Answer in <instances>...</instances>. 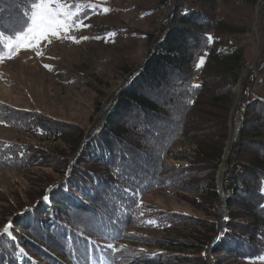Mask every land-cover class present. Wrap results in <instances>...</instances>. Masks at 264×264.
<instances>
[{
	"label": "trees",
	"instance_id": "obj_1",
	"mask_svg": "<svg viewBox=\"0 0 264 264\" xmlns=\"http://www.w3.org/2000/svg\"><path fill=\"white\" fill-rule=\"evenodd\" d=\"M32 2L0 0V30L7 35L19 31ZM213 4L214 0H175L155 47L101 111L97 126L88 134L75 124L0 102L1 124L39 135L52 145L0 139V170L45 167L60 174L11 213L14 236L25 254L23 264H207L201 255L185 254L186 244L179 241L171 245L183 246L168 253L137 249L124 241L132 236L129 229L170 231L186 224L182 214L141 204L140 196L151 190H191L208 199V215L217 214L210 208L218 200L214 175L220 149L211 151V156L202 154L204 163L197 162L200 170L195 172L190 165L166 162L168 157L177 158L173 146L182 137L196 139L203 129H222L219 140L226 137V110L219 122L197 114L205 98L209 97V103L227 104L236 79L233 74L218 76L195 67L204 53L211 57L226 53L215 51L206 34L218 23ZM238 59L235 54L228 58ZM244 103L239 140L232 153L235 159L240 153L241 158L224 172L222 184L230 193L227 219L219 239H213L216 221L204 220V228L212 233L200 240L219 253L217 264H227V260L236 264L264 253V140L250 138L258 134V128L264 129V104ZM195 144L196 155L202 145L200 141ZM5 241L10 242L12 252L15 249L4 235L0 264H19L4 249Z\"/></svg>",
	"mask_w": 264,
	"mask_h": 264
},
{
	"label": "rangeland",
	"instance_id": "obj_2",
	"mask_svg": "<svg viewBox=\"0 0 264 264\" xmlns=\"http://www.w3.org/2000/svg\"><path fill=\"white\" fill-rule=\"evenodd\" d=\"M69 2L83 4L86 7L79 13L81 27L72 29L68 35L76 37L77 40L81 37L89 39L80 40L79 43L67 38L53 39L51 43L42 42L41 55H37L33 48L22 47L8 58L4 48L5 58L0 61V102L75 124L88 134L97 126L101 111L109 106L130 74L144 62L155 47L170 19L175 0H69ZM213 6L218 23L206 34L208 37L211 36L215 51L226 53L220 55L221 57H211L204 53L201 56L205 58L201 70L218 76L233 74L236 79L229 91L227 104L209 103L208 97L205 98L208 101L205 99L202 101L197 114L219 122L220 116H224L226 110L228 115L226 137L223 142L219 140L222 138V129L219 131L203 129L196 139L182 137L173 146L178 159L168 157L166 162L178 167L190 165L191 170L195 172L200 170L196 163L199 165L204 163L202 154L211 156L213 155L211 151L220 149V160L214 175V191L218 200L212 202L213 207L210 208L217 214L208 215L206 213L208 199L191 190L182 193L167 189L151 190L140 196L141 204L182 214L186 224L177 225L170 231L151 227L129 229L132 236L124 241L137 249L162 250L167 253L176 251L186 244L183 246L185 254L201 255L207 264H217L215 259L219 253H215L212 245L200 241L212 233L209 228L207 230L204 228L203 223L204 220L216 221L217 233L213 239L220 238L227 211L226 196L230 195L229 192L224 193L225 204L220 207L222 198L216 190V174L223 160L228 168L231 163L241 158L240 153L237 159L232 154L239 135L237 141L231 143V122L237 113L236 110L240 109L241 97L244 94V102L255 100L264 104V0H214ZM105 8L109 11L105 12ZM234 54L239 56L238 61L228 60ZM45 65L51 67L46 68ZM236 87L239 88L238 99ZM217 125L222 124L220 122ZM211 126L212 124H209L206 128ZM251 135L250 138L264 140V129L258 128V134ZM0 139L52 148L50 143L41 141L39 135H31L1 123ZM196 141H200L202 148L199 147L195 155ZM228 143L231 149L226 155ZM59 146L65 149L64 144ZM63 153L67 154L69 151L64 150ZM224 157L226 158L223 159ZM59 176L56 169L45 167L0 170V240H3L4 235L11 239L14 251L12 252L9 241H5L3 247L19 264H23L25 254L14 236L11 213L21 205L28 204L33 195L56 181ZM9 222L12 229L9 233H4L3 229ZM173 241L183 244L172 246ZM197 244L200 246L194 247ZM261 257H264V253L254 258L241 259L236 264H264ZM227 261V264L232 262Z\"/></svg>",
	"mask_w": 264,
	"mask_h": 264
},
{
	"label": "snow or ice",
	"instance_id": "obj_3",
	"mask_svg": "<svg viewBox=\"0 0 264 264\" xmlns=\"http://www.w3.org/2000/svg\"><path fill=\"white\" fill-rule=\"evenodd\" d=\"M86 6L83 4H73L69 0H34L31 3V11L25 10L26 20L21 25L20 30L14 35H6L5 31L0 30V44L6 50L8 58H11L20 48H33L37 55H41L40 44L42 42L51 43L53 39H71L76 43L80 40L89 39V37H81L77 40L76 37L68 35L74 29L81 27L79 13ZM87 7H95V5H87ZM105 12L109 9L105 8ZM87 27L88 25H83ZM211 36L208 40L211 41ZM5 58V53H0V61ZM205 58L199 57L195 67L199 70L204 64ZM50 68V65H45ZM199 85H196L198 87ZM264 192V188L261 189ZM47 199V198H46ZM227 219V217H225ZM152 223V221H149ZM12 229V224L9 222L5 225L3 232L9 233ZM110 249L118 251L114 245H108ZM260 259H264L261 257Z\"/></svg>",
	"mask_w": 264,
	"mask_h": 264
},
{
	"label": "bare ground",
	"instance_id": "obj_4",
	"mask_svg": "<svg viewBox=\"0 0 264 264\" xmlns=\"http://www.w3.org/2000/svg\"><path fill=\"white\" fill-rule=\"evenodd\" d=\"M235 90H236V98L238 99V97H239V88L236 87ZM241 103H242L241 106H243L245 104L244 100H243V96L241 97ZM238 105H239V103H238ZM241 106H240V109L236 110L237 113L235 114V117H234V119L231 122L232 123V130H231V137H230L231 143L233 141H237V138H238V135H239V133H237V132L240 131L239 129L241 128V125H242L241 124V122H242V113H241L242 107ZM229 143H230V141H229ZM229 143H228L229 149L227 148L226 155H228V153H229V151L231 149L230 146H229ZM225 158L226 157H224L223 159H225ZM226 166L227 165L225 164V162L223 160L222 163L219 165V169H218L217 174H216V190L218 191L219 196H221V198H222V201L220 203V207H223L224 204H225V200H224L225 199V194L224 193H226V191H224V189H223V186H222L223 183L220 182V176L224 173V169H225Z\"/></svg>",
	"mask_w": 264,
	"mask_h": 264
},
{
	"label": "water",
	"instance_id": "obj_5",
	"mask_svg": "<svg viewBox=\"0 0 264 264\" xmlns=\"http://www.w3.org/2000/svg\"><path fill=\"white\" fill-rule=\"evenodd\" d=\"M245 99V94L243 95V100ZM242 113V111H241ZM242 122H243V113H242ZM241 122V124H242ZM221 180H222V183H223V180H224V174H222V177H221Z\"/></svg>",
	"mask_w": 264,
	"mask_h": 264
},
{
	"label": "built area",
	"instance_id": "obj_6",
	"mask_svg": "<svg viewBox=\"0 0 264 264\" xmlns=\"http://www.w3.org/2000/svg\"><path fill=\"white\" fill-rule=\"evenodd\" d=\"M234 138H235V137H234ZM234 140H235V139H234ZM226 169H227V167L225 168V171H226ZM225 171H224V172H225Z\"/></svg>",
	"mask_w": 264,
	"mask_h": 264
}]
</instances>
